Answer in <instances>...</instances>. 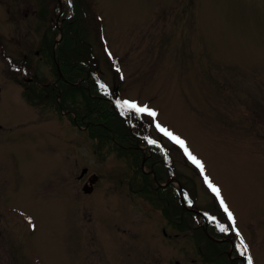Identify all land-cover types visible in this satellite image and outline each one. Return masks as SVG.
I'll return each mask as SVG.
<instances>
[{"label":"rangeland","instance_id":"1","mask_svg":"<svg viewBox=\"0 0 264 264\" xmlns=\"http://www.w3.org/2000/svg\"><path fill=\"white\" fill-rule=\"evenodd\" d=\"M64 18L66 51L90 53L119 98L156 113L124 111L165 149L162 183L232 227L226 206L264 264V0H0V264H228L201 215L151 193L152 175L140 190L154 168L75 124L82 95L28 101L25 80L57 82Z\"/></svg>","mask_w":264,"mask_h":264},{"label":"trees","instance_id":"2","mask_svg":"<svg viewBox=\"0 0 264 264\" xmlns=\"http://www.w3.org/2000/svg\"><path fill=\"white\" fill-rule=\"evenodd\" d=\"M46 7L43 10L47 12ZM45 12V13H46ZM63 37L60 42L57 44V50L55 52L58 63L60 64L63 78H59L57 74L56 83H44L40 84L36 79L25 80L24 84L26 87L25 93L28 101L36 106L38 103L43 100L42 96L44 93H50L48 98H53L57 107H60V104L57 100L59 93V88H64L63 97L71 96L74 101H76V96L80 94L86 100L85 105L78 110L76 113L78 122L88 124L89 134L93 137L98 138H107L113 140L118 146L122 149L126 147L128 150L133 153L134 156L138 159L146 158V164L154 168L156 172V177L159 182L164 181L166 175H170V170L163 160L164 154L162 150L157 146L150 147L151 155H143V150L141 149V144L146 143V140H143L134 129L132 121L136 118V112L134 114V119H129L125 115L124 107H121L123 103L121 102L116 90H113L108 86L99 76V68L96 60L94 58L90 59V53H81L76 52L68 53L65 49L67 36L74 30L72 23L67 21V18H64L63 25ZM46 38L42 39V44L47 45ZM51 56L54 60V50L53 45L51 44ZM88 57V58H86ZM10 64L12 65V58L7 57ZM13 67V65H12ZM15 67H19L16 65ZM80 82V83H79ZM116 88V87H115ZM64 102V99H63ZM112 102L118 108L119 111L115 109L112 105ZM128 109V108H127ZM131 117V116H130ZM133 118V117H131ZM140 129V127L138 126ZM145 139V138H144ZM126 148V149H127ZM125 149V150H126ZM144 175V186L140 190L149 191L150 183L149 178L150 174ZM185 188V187H184ZM187 191V189L185 188ZM159 196L164 202L166 197L168 200H172L174 203L177 202L181 209L191 216L195 214L187 210L181 202L178 188L174 184H169L165 187H155L153 192ZM170 209V207H168ZM224 227L227 231H220V228ZM207 229L208 234L203 233L207 245L211 251L215 253L226 254L228 264H242V261L238 258H231L227 254L228 249L231 247V243L228 241H216L215 239H231L234 242V255H241L242 247L240 246V238L237 234L225 224L220 223L214 216L207 215Z\"/></svg>","mask_w":264,"mask_h":264},{"label":"snow or ice","instance_id":"3","mask_svg":"<svg viewBox=\"0 0 264 264\" xmlns=\"http://www.w3.org/2000/svg\"><path fill=\"white\" fill-rule=\"evenodd\" d=\"M121 107L128 108V109H133L137 113H147L148 115L153 116V117L156 115L155 112H151L146 107H138L136 104L129 103L128 101H124L123 105H121ZM157 127H159V125H157ZM160 130L162 132H164L165 135H168L171 139H173L176 143L180 144L181 147H184V142L182 140H180L179 138L173 136L170 132H167V130H165V129L161 128ZM185 152L187 153V148H185ZM188 155H189V158L192 159L193 162L196 163L197 166L201 168V170H203V166L200 164V162L198 160H196L195 157H192L190 153H188ZM209 186L212 187L211 184ZM212 190L219 196V189L213 187ZM220 202H221V204L223 206L224 205V201L221 200ZM224 211L228 213L229 220L232 221L233 226H235V220L233 218V215H232L231 212L228 211L226 206H224ZM220 231H227V229L224 228V227H221ZM236 234H237V236H239V232L238 231L236 232ZM240 246L243 249L242 252H241V255H244L245 253H247V251H248L247 245L244 243L243 239H241V241H240ZM247 264H253V261H252V258H251L250 255L247 256Z\"/></svg>","mask_w":264,"mask_h":264},{"label":"bare ground","instance_id":"4","mask_svg":"<svg viewBox=\"0 0 264 264\" xmlns=\"http://www.w3.org/2000/svg\"><path fill=\"white\" fill-rule=\"evenodd\" d=\"M234 247H235V245H231V247H230V249H229V252H227V254H228L229 256H231L232 254H234V253H233V251H234Z\"/></svg>","mask_w":264,"mask_h":264},{"label":"water","instance_id":"5","mask_svg":"<svg viewBox=\"0 0 264 264\" xmlns=\"http://www.w3.org/2000/svg\"><path fill=\"white\" fill-rule=\"evenodd\" d=\"M60 6H61V5H60ZM58 71H59V73L61 74V69H60L59 65H58ZM61 75H62V74H61ZM86 171H87V169H84V170H83L82 176H83L84 173H86Z\"/></svg>","mask_w":264,"mask_h":264},{"label":"flooded vegetation","instance_id":"6","mask_svg":"<svg viewBox=\"0 0 264 264\" xmlns=\"http://www.w3.org/2000/svg\"><path fill=\"white\" fill-rule=\"evenodd\" d=\"M86 189L89 190L88 187H86Z\"/></svg>","mask_w":264,"mask_h":264}]
</instances>
